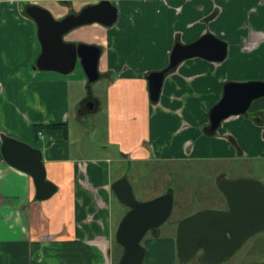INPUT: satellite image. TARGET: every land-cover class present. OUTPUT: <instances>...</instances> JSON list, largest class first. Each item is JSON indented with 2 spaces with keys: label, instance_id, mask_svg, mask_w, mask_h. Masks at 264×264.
I'll use <instances>...</instances> for the list:
<instances>
[{
  "label": "crops",
  "instance_id": "crops-1",
  "mask_svg": "<svg viewBox=\"0 0 264 264\" xmlns=\"http://www.w3.org/2000/svg\"><path fill=\"white\" fill-rule=\"evenodd\" d=\"M84 1L85 7L101 0ZM110 1L117 8L111 27L93 23L64 36L66 42L101 48L97 81L106 84V121L105 145L97 152L78 150L70 141L71 118L81 127L102 106L97 95H85L84 72L33 69L40 54L36 26L17 9V0H0V147L11 138L40 150L46 180L56 187L48 199L36 200L32 178L8 165L0 152V264H114L115 232L124 211L114 206L111 186L123 175L113 174V160L127 167L164 163L176 171L189 163L217 165L210 183L215 190L218 180L226 179V165L264 162V97L208 132L209 111L226 83L264 82V0H145L154 11L130 14L123 11V0ZM28 2L56 20L67 15L60 0ZM173 11L175 21L165 29L164 12ZM206 33L226 43L225 58L182 61L165 75L152 103L146 75L166 68L175 43L190 44ZM88 97L94 100L91 110L85 106ZM82 102L87 109L78 112ZM58 124L66 125V139L60 130H34ZM167 191L172 193L165 188L156 197ZM178 224L166 234L150 233L142 242V264H191L178 253ZM263 233L247 240L250 250L258 242L263 249L249 252L248 264H264ZM226 263L244 264L235 255Z\"/></svg>",
  "mask_w": 264,
  "mask_h": 264
},
{
  "label": "water",
  "instance_id": "water-1",
  "mask_svg": "<svg viewBox=\"0 0 264 264\" xmlns=\"http://www.w3.org/2000/svg\"><path fill=\"white\" fill-rule=\"evenodd\" d=\"M25 13L36 26L40 45V54L33 69L67 75L79 62L89 89L100 77L98 61L101 48L66 42L64 36L75 28L93 23L111 27L117 19L116 6L110 0H101L60 20L38 5H31ZM225 56L226 43L209 33L190 44L175 43L166 68L146 75L150 101H158L165 75L182 61L199 57L220 62ZM263 97L264 82L226 83L221 99L209 111L208 132L213 134L221 122L230 116L245 114L253 101ZM87 106L89 110L92 109L91 102ZM0 152L8 165L32 178L36 200H46L55 192L56 187L46 180L40 150L4 138ZM111 189L116 198L129 208L115 232V241L123 250L117 264H142L145 250L141 241L149 231L169 219L173 210V195L169 191L148 201H136L125 178L115 181ZM218 189L227 204L226 210L197 212L179 222L176 236L178 253L182 258L190 259L201 250L203 264H217L233 255L247 238L264 230L263 183L252 179H223L219 181Z\"/></svg>",
  "mask_w": 264,
  "mask_h": 264
},
{
  "label": "rangeland",
  "instance_id": "rangeland-1",
  "mask_svg": "<svg viewBox=\"0 0 264 264\" xmlns=\"http://www.w3.org/2000/svg\"><path fill=\"white\" fill-rule=\"evenodd\" d=\"M7 1V0H4ZM84 0H70L71 6L73 3L81 5L82 9ZM119 2L120 0H114ZM149 1V0H147ZM87 3L84 1V4ZM122 4L126 3L123 11L127 13L146 11L151 13L154 11V5L146 3L145 0H123ZM86 5V4H85ZM41 7V6H40ZM74 8V7H73ZM7 10H14L13 7H8ZM47 10V9H46ZM48 11V10H47ZM14 12V11H13ZM20 17V15H18ZM156 16V15H155ZM175 12H164L163 19H167L163 22L165 29L170 28L169 25L174 23ZM167 21V23H166ZM1 24V23H0ZM36 42H37V38ZM83 74L81 65L79 62L76 63L74 70L69 74ZM106 84L101 81L92 83L89 90L85 88V95H89L91 92L93 95H97L100 99L102 106L99 108L96 114L90 115L87 119L79 123H76L75 118H71L70 122V141L77 149L84 151H101L105 145V118L106 110L104 106L105 102V89ZM90 93V94H91ZM76 112V111H75ZM74 112V113H75ZM79 112V111H78ZM75 122V123H74ZM86 127V129H84ZM90 147V148H88ZM108 153L112 151L108 150ZM114 155V154H111ZM113 159V157H111ZM187 168L174 170L172 166L168 164H133L127 167L125 163H119L113 160L112 171L114 175H123L122 177L127 179L133 193V197L136 201L144 202L153 199L158 195L162 189L171 188L172 195L174 197V207L171 212L169 219L155 230L161 231V233H168L174 229V225L188 216H191L197 212L206 210H226L227 204L224 203V198L219 190L212 188L211 184L215 181L217 165H207L200 163H189L186 165ZM184 168V167H183ZM225 177L227 179H252L258 180L264 185V162H235L231 165H226L224 168ZM178 172L177 178L176 173ZM175 175V176H174ZM223 179H219L221 181ZM211 183V184H210ZM187 187V188H186ZM169 192V191H167ZM114 206L116 209L119 207L121 210L127 211V205L120 203L117 199L114 200ZM223 207V208H222ZM152 231H149L142 242L150 236ZM264 235V233H263ZM248 238L244 241L242 246L231 256H239L240 260L244 264H248L249 252H259L262 243H256L253 250H250V245L247 242ZM120 250L118 251V253ZM201 250L197 251L196 254L187 260H191V264H203L200 260ZM247 254V257H246ZM230 256V257H231ZM246 257V258H245ZM261 257V256H259ZM229 258V257H228ZM228 258L220 261L217 264H227ZM235 258V257H234ZM262 260L261 258H259Z\"/></svg>",
  "mask_w": 264,
  "mask_h": 264
},
{
  "label": "trees",
  "instance_id": "trees-1",
  "mask_svg": "<svg viewBox=\"0 0 264 264\" xmlns=\"http://www.w3.org/2000/svg\"><path fill=\"white\" fill-rule=\"evenodd\" d=\"M22 13L24 14V15H26V13L25 12H23L22 11ZM88 100V98L86 99V101ZM84 106V102H82L81 104H80V106L78 107V111L79 112H82L83 111V107ZM35 133L37 134L38 132H40L41 130H60L61 132H62V136H63V138L64 139H66L67 138V127H66V125L65 124H58V125H46V126H43V125H38V126H35ZM129 209V208H128ZM127 209V210H128ZM127 211H125V213H126ZM124 213V214H125ZM116 245L118 246V249L120 250V252L117 254V256L115 257V262H114V264H117L118 263V261H119V259H120V257H121V255H122V252H123V250H122V248L116 243Z\"/></svg>",
  "mask_w": 264,
  "mask_h": 264
},
{
  "label": "flooded vegetation",
  "instance_id": "flooded-vegetation-1",
  "mask_svg": "<svg viewBox=\"0 0 264 264\" xmlns=\"http://www.w3.org/2000/svg\"><path fill=\"white\" fill-rule=\"evenodd\" d=\"M18 1V4H17V9L20 11V12H25V10L30 7L31 5H38V4H33V3H30L28 2V0H17ZM60 4L64 5L67 7V15L68 14H71V13H77L79 12V10H75L72 6H71V3L69 1H64V0H60ZM40 6V5H38ZM91 102L93 105H94V100L92 98H88V100L86 101L85 103V106H87V103ZM92 105V106H93ZM87 108H83V110H86Z\"/></svg>",
  "mask_w": 264,
  "mask_h": 264
}]
</instances>
